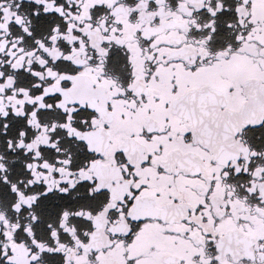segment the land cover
<instances>
[{"label": "snow or ice", "instance_id": "snow-or-ice-1", "mask_svg": "<svg viewBox=\"0 0 264 264\" xmlns=\"http://www.w3.org/2000/svg\"><path fill=\"white\" fill-rule=\"evenodd\" d=\"M0 264H264V0H0Z\"/></svg>", "mask_w": 264, "mask_h": 264}]
</instances>
